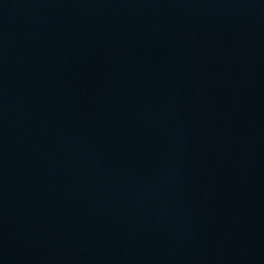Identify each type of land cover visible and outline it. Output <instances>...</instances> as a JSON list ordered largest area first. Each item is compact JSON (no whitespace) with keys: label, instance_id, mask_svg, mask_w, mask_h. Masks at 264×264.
I'll list each match as a JSON object with an SVG mask.
<instances>
[{"label":"water","instance_id":"1","mask_svg":"<svg viewBox=\"0 0 264 264\" xmlns=\"http://www.w3.org/2000/svg\"><path fill=\"white\" fill-rule=\"evenodd\" d=\"M0 264H264V0H0Z\"/></svg>","mask_w":264,"mask_h":264}]
</instances>
